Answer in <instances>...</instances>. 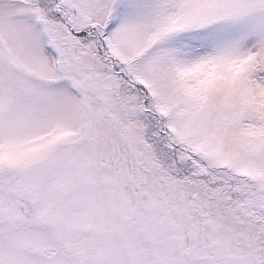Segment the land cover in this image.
I'll use <instances>...</instances> for the list:
<instances>
[{
	"label": "snow or ice",
	"instance_id": "snow-or-ice-1",
	"mask_svg": "<svg viewBox=\"0 0 264 264\" xmlns=\"http://www.w3.org/2000/svg\"><path fill=\"white\" fill-rule=\"evenodd\" d=\"M0 264H264V0H0Z\"/></svg>",
	"mask_w": 264,
	"mask_h": 264
}]
</instances>
